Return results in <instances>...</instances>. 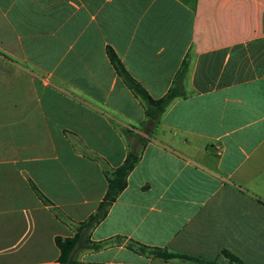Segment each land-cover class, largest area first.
Returning <instances> with one entry per match:
<instances>
[{
    "label": "crops",
    "instance_id": "obj_1",
    "mask_svg": "<svg viewBox=\"0 0 264 264\" xmlns=\"http://www.w3.org/2000/svg\"><path fill=\"white\" fill-rule=\"evenodd\" d=\"M128 152L77 260L264 264V0H0V264H59Z\"/></svg>",
    "mask_w": 264,
    "mask_h": 264
},
{
    "label": "trees",
    "instance_id": "obj_2",
    "mask_svg": "<svg viewBox=\"0 0 264 264\" xmlns=\"http://www.w3.org/2000/svg\"><path fill=\"white\" fill-rule=\"evenodd\" d=\"M107 53L117 73L122 77L127 87L134 93V95H136L143 102L145 115L149 119L155 121L156 117L164 110L170 100L175 95H177V92L170 88L160 97H150L147 92L142 88V86L134 78H132L130 74L124 69V67L119 62L118 58L113 53V51L108 48ZM137 158L138 155L136 153L128 152L119 165L107 172V183L103 196L98 201L95 209L85 219L80 220L75 224L74 232L72 235L54 237V242L59 251V264H82V262L77 260V258L73 255V252L78 250L82 245L91 248H96L101 245V243L91 242L88 239V231L105 215L111 201L124 187L126 183V175L136 162ZM32 187L44 201H47L34 185H32ZM128 245H132L134 246V248L141 251L148 249L147 246H144L137 242H129ZM150 252L163 259L173 256H179L187 259H196L187 255L176 254L156 247L150 248ZM223 253L228 255L230 254L227 251H224ZM204 263L208 264L211 262L204 261Z\"/></svg>",
    "mask_w": 264,
    "mask_h": 264
},
{
    "label": "rangeland",
    "instance_id": "obj_3",
    "mask_svg": "<svg viewBox=\"0 0 264 264\" xmlns=\"http://www.w3.org/2000/svg\"><path fill=\"white\" fill-rule=\"evenodd\" d=\"M73 255H74V256H78V251H77V250L74 251V252H73Z\"/></svg>",
    "mask_w": 264,
    "mask_h": 264
}]
</instances>
